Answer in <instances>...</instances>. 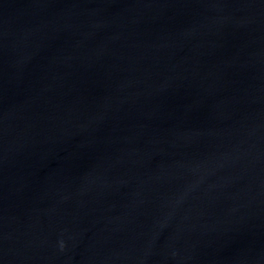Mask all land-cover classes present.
Segmentation results:
<instances>
[{
  "label": "water",
  "instance_id": "obj_1",
  "mask_svg": "<svg viewBox=\"0 0 264 264\" xmlns=\"http://www.w3.org/2000/svg\"><path fill=\"white\" fill-rule=\"evenodd\" d=\"M0 264H264V0H0Z\"/></svg>",
  "mask_w": 264,
  "mask_h": 264
}]
</instances>
